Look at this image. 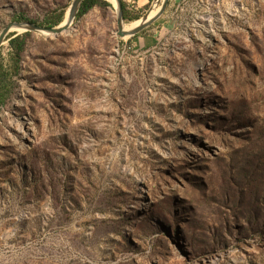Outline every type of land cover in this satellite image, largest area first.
<instances>
[{
    "label": "rangeland",
    "instance_id": "rangeland-1",
    "mask_svg": "<svg viewBox=\"0 0 264 264\" xmlns=\"http://www.w3.org/2000/svg\"><path fill=\"white\" fill-rule=\"evenodd\" d=\"M106 1L2 40L0 264H264V0H168L123 37ZM123 1L125 30L163 2ZM72 2L0 0V33Z\"/></svg>",
    "mask_w": 264,
    "mask_h": 264
},
{
    "label": "trees",
    "instance_id": "trees-1",
    "mask_svg": "<svg viewBox=\"0 0 264 264\" xmlns=\"http://www.w3.org/2000/svg\"><path fill=\"white\" fill-rule=\"evenodd\" d=\"M110 4L106 0H83L78 9L77 15L81 16L87 13L91 8L95 6H109ZM123 18L126 20H136L139 17H129L127 14L126 3L121 1ZM64 10H60L59 12L52 14L51 17H47L43 20L42 23H37L35 21L29 20L30 23L38 24L40 26H48L53 27L60 24L64 19ZM30 32H25L23 34H14L11 33L9 36V45L11 48V59L15 65V71L19 68V62L21 60V55L25 50L27 37ZM11 92L10 87L8 86V75L3 70V65L0 61V106L5 103L7 98L9 97V93Z\"/></svg>",
    "mask_w": 264,
    "mask_h": 264
},
{
    "label": "water",
    "instance_id": "water-1",
    "mask_svg": "<svg viewBox=\"0 0 264 264\" xmlns=\"http://www.w3.org/2000/svg\"><path fill=\"white\" fill-rule=\"evenodd\" d=\"M82 1L83 0H73L72 4L68 10V18H67L66 22L62 21L57 26H53V27L40 26L38 24H34V23H30V22H28V23L15 22L14 25L6 26L2 30V32L0 33V45H1L4 37L6 36L7 32L10 29H12V27L22 28V26H25L24 29L40 31V32H44L47 34H51V35H58V34L62 33L63 31H65L66 29L69 28V26L72 22V19H73L75 13L78 11ZM116 3H117V7H118V25H119L118 35L123 37L126 35H133V34L139 32L140 30H142L143 28H145L146 26H148L149 24H151L153 21H155L164 12V10L168 4V0H163L160 9L152 17L148 18L143 24H141L140 26H138L137 28H135L131 31L125 30L123 28V25H122L123 11H122V6H121V0H116ZM144 18H146V16H144Z\"/></svg>",
    "mask_w": 264,
    "mask_h": 264
},
{
    "label": "bare ground",
    "instance_id": "bare-ground-1",
    "mask_svg": "<svg viewBox=\"0 0 264 264\" xmlns=\"http://www.w3.org/2000/svg\"><path fill=\"white\" fill-rule=\"evenodd\" d=\"M152 17V16H151ZM68 18V17H67ZM148 18H150V17H148ZM148 18H144V19H142L140 22H138L135 26H134V28H132V29H130V30H128V31H131V30H133V29H135V28H137L138 26H140L141 24H143ZM24 27L25 26H22V28L24 29ZM16 28H19V27H16Z\"/></svg>",
    "mask_w": 264,
    "mask_h": 264
}]
</instances>
